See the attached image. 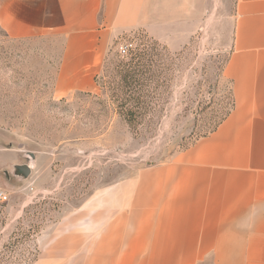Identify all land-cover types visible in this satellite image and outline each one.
I'll list each match as a JSON object with an SVG mask.
<instances>
[{"label":"rangeland","instance_id":"1","mask_svg":"<svg viewBox=\"0 0 264 264\" xmlns=\"http://www.w3.org/2000/svg\"><path fill=\"white\" fill-rule=\"evenodd\" d=\"M207 2L184 50L170 52L143 31L124 35L95 91L62 98L55 84L63 37L12 40L0 28V192L9 197L0 202V246L27 212L24 226L39 227L35 264H88L96 256V264H264V237L223 239L229 252L161 253L149 230L148 170L212 132L233 105L222 71L236 0ZM133 69L141 104L126 107L138 113L135 129L120 108Z\"/></svg>","mask_w":264,"mask_h":264},{"label":"crops","instance_id":"2","mask_svg":"<svg viewBox=\"0 0 264 264\" xmlns=\"http://www.w3.org/2000/svg\"><path fill=\"white\" fill-rule=\"evenodd\" d=\"M207 4L0 0V28L12 40L63 37L55 84V95L62 98L95 91L97 74L124 35L143 31L170 52L184 50ZM231 22L222 71L233 100L230 112L212 132L147 172L149 230L161 253L229 252L221 249L223 239L264 237V0H236ZM136 196L135 191L134 201ZM98 257L88 264H96Z\"/></svg>","mask_w":264,"mask_h":264},{"label":"trees","instance_id":"3","mask_svg":"<svg viewBox=\"0 0 264 264\" xmlns=\"http://www.w3.org/2000/svg\"><path fill=\"white\" fill-rule=\"evenodd\" d=\"M139 72L136 69L127 71L125 74L126 96L127 102L121 105V111L127 118L128 124L132 129L137 128L134 123L138 113L136 109L127 108L128 102L135 101L137 106L141 104V97L132 92V87L141 84L138 78ZM125 108V109H124ZM2 206H0V213ZM27 215V212L25 213ZM26 215L17 220V225L14 231L9 236L8 240L0 246V264H35L38 261L39 250L36 244V233H38V225H31L28 228L24 226ZM6 222L0 218V231ZM3 234L0 235L2 237Z\"/></svg>","mask_w":264,"mask_h":264},{"label":"built area","instance_id":"4","mask_svg":"<svg viewBox=\"0 0 264 264\" xmlns=\"http://www.w3.org/2000/svg\"><path fill=\"white\" fill-rule=\"evenodd\" d=\"M131 45L129 46H122L120 48V52L124 55L130 52ZM8 196L4 192H0V202H6L8 200Z\"/></svg>","mask_w":264,"mask_h":264},{"label":"water","instance_id":"5","mask_svg":"<svg viewBox=\"0 0 264 264\" xmlns=\"http://www.w3.org/2000/svg\"><path fill=\"white\" fill-rule=\"evenodd\" d=\"M21 171L25 176H29L32 173V169L30 165H25L23 167H21Z\"/></svg>","mask_w":264,"mask_h":264}]
</instances>
